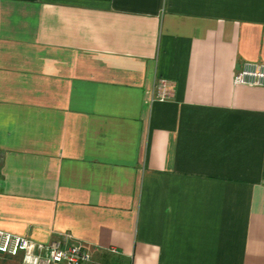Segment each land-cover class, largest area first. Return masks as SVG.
<instances>
[{"label": "crops", "instance_id": "obj_1", "mask_svg": "<svg viewBox=\"0 0 264 264\" xmlns=\"http://www.w3.org/2000/svg\"><path fill=\"white\" fill-rule=\"evenodd\" d=\"M255 61L264 0H0V229L83 264H264Z\"/></svg>", "mask_w": 264, "mask_h": 264}, {"label": "built area", "instance_id": "obj_2", "mask_svg": "<svg viewBox=\"0 0 264 264\" xmlns=\"http://www.w3.org/2000/svg\"><path fill=\"white\" fill-rule=\"evenodd\" d=\"M233 84L264 87V62H244L234 75ZM155 90L156 98L166 99L169 94L167 81L159 79ZM70 237L66 233L45 243L0 229V256H20V264H83L91 261L86 247L70 242Z\"/></svg>", "mask_w": 264, "mask_h": 264}, {"label": "rangeland", "instance_id": "obj_3", "mask_svg": "<svg viewBox=\"0 0 264 264\" xmlns=\"http://www.w3.org/2000/svg\"><path fill=\"white\" fill-rule=\"evenodd\" d=\"M0 264H16L15 262H4L0 257Z\"/></svg>", "mask_w": 264, "mask_h": 264}]
</instances>
